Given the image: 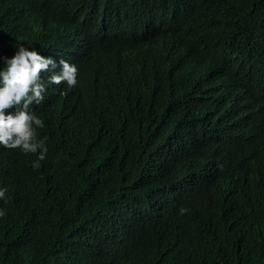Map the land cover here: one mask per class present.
I'll use <instances>...</instances> for the list:
<instances>
[{"label":"trees","instance_id":"obj_1","mask_svg":"<svg viewBox=\"0 0 264 264\" xmlns=\"http://www.w3.org/2000/svg\"><path fill=\"white\" fill-rule=\"evenodd\" d=\"M20 46L78 82L0 145V264H264V0H0Z\"/></svg>","mask_w":264,"mask_h":264},{"label":"clouds","instance_id":"obj_2","mask_svg":"<svg viewBox=\"0 0 264 264\" xmlns=\"http://www.w3.org/2000/svg\"><path fill=\"white\" fill-rule=\"evenodd\" d=\"M17 49L12 58H3L5 67L0 70V145L20 149L25 154H35L39 150L38 161H43L48 149L45 141L37 138V129L44 124L31 106L43 102L49 85L76 86L78 69L61 59L57 72L58 65L52 58L24 46ZM46 72L52 73L47 83L42 78ZM38 161L33 164L36 169L40 167ZM6 192V188L0 189V199L5 198ZM180 211L183 214L185 209ZM4 215L5 212L0 210V217Z\"/></svg>","mask_w":264,"mask_h":264}]
</instances>
